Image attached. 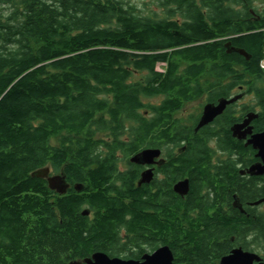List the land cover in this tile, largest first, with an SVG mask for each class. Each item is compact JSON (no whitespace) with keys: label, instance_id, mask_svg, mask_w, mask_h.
I'll use <instances>...</instances> for the list:
<instances>
[{"label":"trees","instance_id":"16d2710c","mask_svg":"<svg viewBox=\"0 0 264 264\" xmlns=\"http://www.w3.org/2000/svg\"><path fill=\"white\" fill-rule=\"evenodd\" d=\"M254 1L162 0L159 16L122 0H0L12 6L0 13V264L117 255L124 247L113 249L119 226L127 243L133 228L142 238L163 239L175 257L182 239L191 262L208 264L201 236L182 232L170 187L167 220L156 221L143 213L144 195L129 174L114 171L119 186L108 184L109 161L115 152L127 159L184 130L172 114L212 86L200 79L233 70L226 42L248 52L251 72L261 73L264 33L240 9ZM155 96L170 99L159 107L144 103ZM43 169L65 175L64 195L32 177ZM181 172L192 181L207 176L194 162Z\"/></svg>","mask_w":264,"mask_h":264},{"label":"flooded vegetation","instance_id":"af4514ba","mask_svg":"<svg viewBox=\"0 0 264 264\" xmlns=\"http://www.w3.org/2000/svg\"><path fill=\"white\" fill-rule=\"evenodd\" d=\"M5 4H0V13H11L12 6ZM240 9L247 13L246 20L256 21L264 33V2L255 0L251 8ZM224 48L234 58L233 70L221 77L213 70L209 78L200 79L201 84L209 79L212 86L202 88L196 98L188 100L172 114V119L184 130L167 138L169 141L173 138V141L168 142L161 136V145L146 149L158 154L145 165L130 162L137 154L125 159L122 153L115 152L109 161L113 163L110 171L129 174L134 181V190L144 195L143 213L159 222L167 220V190L170 187L169 190L179 198L178 218L182 232L195 231L201 236L200 244L209 255L208 264H222L228 257L231 259L228 264H264V46L259 62L261 76L251 72L253 59L248 52L229 41ZM166 99L170 97L155 96L146 99V104L159 107ZM231 100L210 122L198 128L206 107L214 109L221 101ZM148 112V119L152 120L154 113ZM149 137L151 139V133ZM178 141L181 142L179 147L175 146ZM193 162L207 172L206 177L192 181L188 173L181 172L186 164ZM144 172L149 174V181L139 184ZM183 181L187 182L188 191L181 196L174 192V186ZM112 182L119 186L115 173L108 184ZM195 182H198L197 189L192 192ZM124 202L132 203V200L125 199ZM85 217L92 216L89 213ZM209 222L212 224H207ZM207 227L208 233L202 235ZM116 232L121 242L113 249L120 250L121 243L124 245L121 253L94 251L76 262L85 264L84 261L94 254H104L109 259L143 264L146 256L162 247L169 248L163 239L142 238L133 228L128 234V243L125 228L119 226ZM179 242L178 257L169 248L172 264L176 259L177 264H195V259L191 262L184 254L188 243L182 239Z\"/></svg>","mask_w":264,"mask_h":264},{"label":"water","instance_id":"95a60500","mask_svg":"<svg viewBox=\"0 0 264 264\" xmlns=\"http://www.w3.org/2000/svg\"><path fill=\"white\" fill-rule=\"evenodd\" d=\"M244 55L243 53H241ZM233 100L229 102L221 101L219 106L217 108L212 109L211 107H206L203 117L198 125V128L206 125L208 122H210L217 114H219L224 106L227 103L232 102ZM157 151L152 150H143L134 157L130 159L131 163L139 164V165H145L151 161V159L157 157ZM50 171L49 169H43L40 171L35 172L32 174V177L34 178H43L46 179L49 189L52 191H55L59 195H64L67 190L69 189V185L66 183L65 175L61 173L60 175L55 176H49ZM149 174L144 172L142 174V179L140 180L139 184L147 183L149 181ZM74 190L76 192H79L82 190V186L80 185H74ZM188 191V184L186 181L179 182L174 186V192L178 195H185ZM89 212L85 211L83 212V215H88ZM145 261L143 264H172L173 262V255L172 252L168 247H162L158 249L155 253H153L150 256H146ZM231 261V259L225 258L222 260V264H228ZM85 264H138L130 261H121L118 259H109L104 254H94L91 259L85 260ZM70 264H81L77 262H73Z\"/></svg>","mask_w":264,"mask_h":264},{"label":"rangeland","instance_id":"374dc122","mask_svg":"<svg viewBox=\"0 0 264 264\" xmlns=\"http://www.w3.org/2000/svg\"><path fill=\"white\" fill-rule=\"evenodd\" d=\"M126 4L136 7L138 10L143 11L145 14L147 13H156L161 16V11L163 7L160 5L162 0H122ZM157 70L161 71L162 67L158 66ZM147 103V100H143ZM150 102V101H148Z\"/></svg>","mask_w":264,"mask_h":264}]
</instances>
